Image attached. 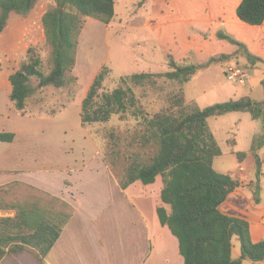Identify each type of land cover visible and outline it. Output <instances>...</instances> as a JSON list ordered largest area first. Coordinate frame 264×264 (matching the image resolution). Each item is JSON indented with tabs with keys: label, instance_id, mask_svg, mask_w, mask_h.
Instances as JSON below:
<instances>
[{
	"label": "crops",
	"instance_id": "0c3cea01",
	"mask_svg": "<svg viewBox=\"0 0 264 264\" xmlns=\"http://www.w3.org/2000/svg\"><path fill=\"white\" fill-rule=\"evenodd\" d=\"M240 1L145 0L138 9L151 10L155 15H188L190 22L193 21L192 15H205L202 22L206 28L215 25V29L204 39L218 45L211 56L238 49L235 44L218 39L215 36L217 29L226 31L244 44L246 51L258 60L250 61L244 50L245 56L239 59L249 62L251 68L260 69L262 77L255 85L240 91L236 98L249 95L261 101L264 99V21L259 25L238 26L235 17H224L236 16ZM46 8L47 1L38 0L30 15H40L41 18ZM97 24L103 25L109 34L110 23L88 17L78 37L74 71L85 86L71 104L64 97L61 102L58 97V108L53 112L49 107L51 102L41 101L27 102L22 112L16 110L9 98V76L18 66H7L0 60V132L14 133L12 141H0V217H12L18 208H37L47 218L56 220L55 217L61 216L63 221L59 237L42 262L34 257L32 248H28L18 253H6L0 264H183L177 238L159 222L156 213V207L162 203L161 177L156 176L150 184L134 181L121 188L115 173L98 155V144L81 123L80 108L85 90L103 62L84 82L81 74L85 73L86 59L80 48H84ZM1 43L0 40V51L3 49ZM7 43L4 44L5 50H14V43L9 46ZM66 113H71L74 121L65 126L74 128L76 135L63 146L60 117ZM214 118L226 122L225 149H221V156L226 153L232 156L231 166L222 173H228L237 181L235 188L219 205V210L228 216L247 220L251 239L259 241L264 237V144L252 151L251 143L262 132L261 122L248 112H228ZM56 119L59 125L50 124ZM229 139L235 141L234 146L228 145ZM76 146L78 152L74 155ZM234 151L244 152L243 158L239 160ZM256 155L260 161L257 181ZM36 194L41 196L42 206L37 205ZM54 203L58 204L57 208L51 207ZM234 248L232 239V256L238 257L240 248L236 247V251ZM243 264H264V261L243 259Z\"/></svg>",
	"mask_w": 264,
	"mask_h": 264
},
{
	"label": "trees",
	"instance_id": "16d2710c",
	"mask_svg": "<svg viewBox=\"0 0 264 264\" xmlns=\"http://www.w3.org/2000/svg\"><path fill=\"white\" fill-rule=\"evenodd\" d=\"M38 0H0V34L11 12L25 15ZM47 8L41 16L43 44L49 48L50 68L42 70V58L37 45H29L17 69L10 74L9 98L19 112L26 107L33 93L45 87L63 88L76 77H67L76 62L78 37L88 17L104 24L114 20V0H46ZM145 0H139L138 5ZM237 18L248 25H259L264 21V0H241L236 7ZM208 33H204V38ZM215 36L235 44L244 50L250 61L258 60L245 49L244 44L222 29ZM221 54L211 56L207 61L194 62L190 56L178 60L167 54L170 70L163 73L149 71L134 72L121 76L133 86L156 84L157 78L174 81L179 88L166 96V107L152 113L143 111L132 88L116 87L98 98V88L104 78L102 66L94 76L81 102L82 125L92 122H106L115 113L131 114L144 125L139 135L142 148H150L147 157L127 156V163L116 173L118 183L124 188L134 181L142 184L154 182L161 177V204L156 207L159 222L166 225L177 238L178 251L183 264H243L264 261V237L253 241L249 222L240 217L223 214L219 205L231 192L237 181L228 173L214 169L213 159L222 154L208 119L228 112H248L253 119H259L262 132L252 140L254 151L264 144V99L256 101L249 95L199 108L186 102L182 85L200 69L212 61L227 58ZM32 79L36 81L33 85ZM41 99V97H40ZM39 99V101H41ZM14 133L0 132V141L10 142ZM229 146L235 141L229 139ZM241 160L244 152H233ZM256 181L260 172V161L256 155ZM250 186V185H249ZM257 200L256 191L253 190ZM62 220H52L40 209L18 208L15 215L0 217V259L6 253H18L32 248L34 257L42 262L62 230ZM239 242L240 255L232 256V239Z\"/></svg>",
	"mask_w": 264,
	"mask_h": 264
},
{
	"label": "rangeland",
	"instance_id": "374dc122",
	"mask_svg": "<svg viewBox=\"0 0 264 264\" xmlns=\"http://www.w3.org/2000/svg\"><path fill=\"white\" fill-rule=\"evenodd\" d=\"M138 1H115V16L114 20L110 22L112 27H110L109 34L106 33L101 24L93 27L90 39L85 42L83 49L80 48V52L84 50L86 59L85 73L81 75L86 82L92 71L100 62H103L100 64V68L105 67L104 78L98 88V98L101 94L108 93L116 87L125 88L129 86L135 93L138 99L137 103L141 105L143 111L152 113L161 107H166V96L176 91L179 85L174 81L160 77L157 78L154 85L133 86L128 80H120V77L134 72L163 73L168 71L170 68L167 65V54L172 55L176 60L189 55L194 62L202 63L211 57L218 45L204 39V33L209 35L215 29V25L206 28L207 25L202 22L205 15H192V22L188 21V15H155L152 14L151 10L147 12L143 8L138 9ZM31 10L25 15L13 12L9 14L6 25L0 34L1 45L3 46L2 52L0 51V60L2 59L7 66H18L19 62L25 58L27 47L36 44L42 58V70L47 72L51 64L49 48L42 42L43 31L40 15H30ZM230 16L235 17L238 26L245 25L235 15H224L228 18ZM6 43L8 46L14 43V50H10V48L5 50L4 44ZM227 54H229L227 58L214 60L207 67L198 70L188 82L181 86L187 103L203 108L229 98H236L240 91L243 92L247 90L248 86L255 85L259 77H262L260 69L251 68L249 62L247 64L239 59L240 56H245L242 49L238 48ZM10 55H13V58ZM219 55L213 57L217 58ZM233 62L244 67L247 72L244 84L231 80L224 75L225 67ZM1 65L0 61V69ZM73 76L76 79H70L63 88L45 87L35 91L28 102L39 101L41 97V102H51L49 107L52 112L58 108V97L61 98V102L64 97L66 102L71 104L85 86L83 79L80 83L79 75L74 71V67L67 73L68 78ZM32 83L36 85L34 79H32ZM86 91L87 89L85 93ZM70 110L71 108L68 111ZM219 119L221 118L210 117L208 123L217 143L221 149H225L226 122ZM70 121H74L71 113H66L60 117V125L62 126L60 137L63 146L68 145L71 137L76 135L74 128L65 126L71 124ZM53 122L50 124L59 125L57 119ZM83 127L98 144V155L106 167L115 174L123 170L127 163V156L135 154L145 159L147 155L152 153L150 148L141 147L139 135L143 132L144 125L139 118L131 114L130 110L124 114H112L106 122L86 123ZM77 150L76 146L74 155L77 154ZM221 155L213 159V167L222 173L231 166L232 156L228 153ZM92 163L94 162L92 161ZM35 200L37 205L42 206L40 195L36 194ZM56 205L58 204L51 207L57 208ZM51 218L54 219V217ZM55 219L60 221L62 217L58 216ZM233 241L236 251V247L239 249L236 236L233 237Z\"/></svg>",
	"mask_w": 264,
	"mask_h": 264
},
{
	"label": "built area",
	"instance_id": "2783aa9c",
	"mask_svg": "<svg viewBox=\"0 0 264 264\" xmlns=\"http://www.w3.org/2000/svg\"><path fill=\"white\" fill-rule=\"evenodd\" d=\"M224 75L231 80L237 81L240 84H244L247 72L245 71L244 67L236 63H231L225 67Z\"/></svg>",
	"mask_w": 264,
	"mask_h": 264
}]
</instances>
